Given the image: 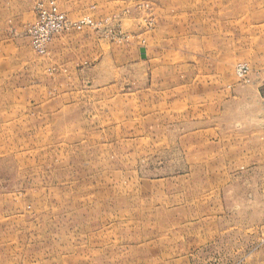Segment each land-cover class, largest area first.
Segmentation results:
<instances>
[{
  "label": "rangeland",
  "instance_id": "obj_1",
  "mask_svg": "<svg viewBox=\"0 0 264 264\" xmlns=\"http://www.w3.org/2000/svg\"><path fill=\"white\" fill-rule=\"evenodd\" d=\"M0 264H264V0H0Z\"/></svg>",
  "mask_w": 264,
  "mask_h": 264
},
{
  "label": "built area",
  "instance_id": "obj_2",
  "mask_svg": "<svg viewBox=\"0 0 264 264\" xmlns=\"http://www.w3.org/2000/svg\"><path fill=\"white\" fill-rule=\"evenodd\" d=\"M64 23L63 16L58 14L55 9L48 11L41 10L38 19L30 27V34H38L33 45L37 51L42 53V48L47 43L52 34L55 33ZM43 26V27H42Z\"/></svg>",
  "mask_w": 264,
  "mask_h": 264
}]
</instances>
